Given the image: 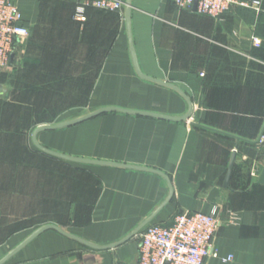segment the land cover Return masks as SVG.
Returning a JSON list of instances; mask_svg holds the SVG:
<instances>
[{"label": "crops", "instance_id": "crops-1", "mask_svg": "<svg viewBox=\"0 0 264 264\" xmlns=\"http://www.w3.org/2000/svg\"><path fill=\"white\" fill-rule=\"evenodd\" d=\"M13 1L29 35L0 70V264H138L147 225L213 206L216 255L203 264H264V0L219 18L131 0L128 19L125 5L78 18L83 0ZM139 72L178 87L190 117L106 111L34 135L72 120L84 95L89 112L188 111L177 90ZM34 139L126 166L59 158Z\"/></svg>", "mask_w": 264, "mask_h": 264}, {"label": "built area", "instance_id": "built-area-1", "mask_svg": "<svg viewBox=\"0 0 264 264\" xmlns=\"http://www.w3.org/2000/svg\"><path fill=\"white\" fill-rule=\"evenodd\" d=\"M178 8L195 10L219 18L232 6L259 8L257 0H171ZM125 0H83L76 7L80 18L86 6L107 11H120ZM29 28L22 22V12L13 0H0V67H7L11 56ZM254 43H259L254 39ZM263 139V137L261 138ZM232 219V215H230ZM232 221V220H230ZM220 223V211L213 206L209 212L182 211L173 216L168 225L150 224L140 234L138 264H203L204 259L216 255L212 238ZM232 256L223 259L230 260Z\"/></svg>", "mask_w": 264, "mask_h": 264}, {"label": "water", "instance_id": "water-1", "mask_svg": "<svg viewBox=\"0 0 264 264\" xmlns=\"http://www.w3.org/2000/svg\"><path fill=\"white\" fill-rule=\"evenodd\" d=\"M124 5L126 7V18L128 19V14H129V8L131 6V0H125L124 2ZM196 7V1H194V4H193V8ZM139 74L144 77V78H148L147 76H144L142 73L139 72ZM150 80H153V81H156L160 84H164L166 86H169V87H172L173 89L177 90L180 94H182V96L185 97V99L187 100L188 102V111L181 117H173V116H165V115H160V114H153V113H148V112H140V111H130V110H126V109H123V108H119V107H105V108H102V109H99V110H96L94 112H91L87 115H84V116H81L79 118H76V119H72V120H68V121H65V122H61V123H57L55 125H51V126H42V127H39L35 130L34 132V135L39 131V130H43V129H52V128H59V127H63V126H68V125H72V124H76V123H79V122H82L86 119H89L93 116H96L100 113H103V112H106V111H120V112H127V113H134V114H141V115H146V116H153V117H159V118H167V119H172V120H186L190 117L191 115V112H192V104L191 102L189 101V99L186 97L185 94L182 93V91L172 85V84H169V83H166V82H163L161 80H156V79H153V78H148ZM34 143L35 145L43 152L47 153V154H50V155H53V156H56V157H59V158H63V159H67V160H70V161H74V162H81V163H105V164H110V165H121V164H117V163H114V162H102V161H96V160H86L84 158H78V157H72V156H67V155H64V154H60L58 152H54L52 150H49L41 145H39L35 139H34ZM234 159H235V153L233 152L232 154V157H231V161H230V164H229V167H228V170H227V173H226V176H225V184L228 182V179H229V176H230V172H231V169H232V165L234 163ZM121 166H126V165H121ZM158 173H160L159 171H157ZM161 174V173H160ZM163 175V174H162ZM165 176V175H164ZM165 178L167 179V177L165 176ZM258 182L259 183H264V169L261 171L260 175H259V178H258ZM169 185H170V194L169 196H171L172 194V187H171V184L169 182ZM150 218H148L145 223H143L141 226H139L133 233L137 232L144 224H146L148 221H149ZM49 227H53L55 229H57L58 231H60L61 233L65 234V235H68V236H71V237H74L78 240H80L81 242L84 243V240L81 239V238H78L76 236H73L71 234H68L64 231H61L58 227L56 226H49ZM45 228V227H44ZM42 228V229H44ZM41 229V230H42ZM132 233V234H133ZM126 239V238H125ZM124 239V240H125ZM123 240V241H124ZM86 244L88 245H91L94 247V245L88 243V242H85ZM115 244H111V245H108L106 247H113ZM97 247V246H95Z\"/></svg>", "mask_w": 264, "mask_h": 264}, {"label": "rangeland", "instance_id": "rangeland-1", "mask_svg": "<svg viewBox=\"0 0 264 264\" xmlns=\"http://www.w3.org/2000/svg\"><path fill=\"white\" fill-rule=\"evenodd\" d=\"M17 59V58H16ZM18 60H20V58H18ZM10 65V64H9ZM8 65V66H9ZM6 67H0V70H4ZM16 68V60L14 61V69L15 70ZM87 97L88 96H85L84 95V110H76V111H73V112H70V118L72 119H76V118H79L81 116H84V115H87L89 113H91V111L89 112L88 111V108L86 107V101H87Z\"/></svg>", "mask_w": 264, "mask_h": 264}]
</instances>
